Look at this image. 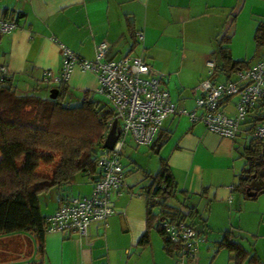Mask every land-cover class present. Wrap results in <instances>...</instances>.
<instances>
[{
  "label": "crops",
  "instance_id": "1",
  "mask_svg": "<svg viewBox=\"0 0 264 264\" xmlns=\"http://www.w3.org/2000/svg\"><path fill=\"white\" fill-rule=\"evenodd\" d=\"M0 18L18 23L13 31L0 34V67L6 68L16 88L44 85L49 96L53 85L43 80V72H58L62 65L52 38L88 60L104 41L109 46L108 59L140 56L152 67L173 66L175 74L162 79L161 86L179 108L187 110L195 107L198 93L191 89L201 80H226L216 71L212 75L208 65L209 60L218 65L216 52L224 38H229L222 46L232 60L252 65L264 58V45L255 43L257 27L264 22V0H0ZM136 32H142L141 40ZM94 84L93 74L75 67L67 81V94L74 91L87 96ZM235 102V97L224 98V112L235 114ZM250 120L248 114L232 139L220 137L185 115L171 114L161 126L169 135L158 154L150 145L144 146L158 158V167L164 159L172 171L176 201L169 198L167 203L187 212L191 209L195 219L205 220L201 230L196 228L198 255L193 260L167 255L162 238L154 239L152 231L149 244L138 245L146 228L145 198L144 204L129 198L126 178L125 187L111 194L113 214L106 224L92 222L88 239L45 233L40 244L33 233L10 234L0 240L4 243L0 264H235L234 252L216 247L225 232L246 252L240 264H264V192L249 198L253 192L237 188L248 165L243 154L249 147ZM142 171V178L131 180L141 184V189L149 183L145 172L154 173ZM86 176L89 190L82 195L90 194L93 186ZM65 194L57 189L54 205L42 214H51L60 197H69ZM116 225L121 232L115 231Z\"/></svg>",
  "mask_w": 264,
  "mask_h": 264
},
{
  "label": "trees",
  "instance_id": "2",
  "mask_svg": "<svg viewBox=\"0 0 264 264\" xmlns=\"http://www.w3.org/2000/svg\"><path fill=\"white\" fill-rule=\"evenodd\" d=\"M227 41L229 38H224L216 52L218 65H214L212 75L216 71L230 80L238 70L250 65L231 59L228 49L222 46V42ZM255 43L257 47L264 45V22L257 27ZM53 87L58 89L55 98L40 96L36 91L19 93L11 78L0 74V235L33 233L40 244L46 233L47 216L42 214L41 195L53 188L62 189L79 173L94 180L99 173L97 155L104 148L106 124L112 114L108 104L107 109L102 110L87 96L79 106L64 105L62 98L67 94V84L59 83ZM248 114L251 115V126L247 132L264 122V103H259ZM168 133L159 129L149 146L154 154H158ZM262 148L264 143L249 140V147L243 154L248 165L237 188H248L253 192L249 198L264 192ZM40 164H54V167L49 175H43L37 173ZM253 173L256 184H252ZM145 178L149 180L142 188L146 228L137 243L141 247L147 246L150 232L155 230L163 240L165 253L180 261L185 245L182 241L170 240L162 224L185 221L195 228V214L191 209L187 212L167 203V199L176 196L177 184L166 160L160 159L156 172H145ZM69 198L60 197L59 202ZM201 223L204 226L205 220L201 219ZM216 247L234 252L235 264L246 258V252L231 240L228 232Z\"/></svg>",
  "mask_w": 264,
  "mask_h": 264
},
{
  "label": "built area",
  "instance_id": "3",
  "mask_svg": "<svg viewBox=\"0 0 264 264\" xmlns=\"http://www.w3.org/2000/svg\"><path fill=\"white\" fill-rule=\"evenodd\" d=\"M18 27L14 19L0 18V34ZM142 39V32H136ZM58 46L62 65L58 72L44 70L43 80L50 85L67 81L75 69L90 71L97 78L94 93L102 95L112 114L106 124V135L116 120L117 138L111 148H102L97 155L98 175L92 180L90 194L71 197L45 217L44 232L60 233L66 236L78 234L88 239V227L92 222L106 224L113 214L111 194L125 187V170L121 163L123 148L128 138L135 146H148L155 139L159 129L171 114H181L191 122H201L207 130L220 137L235 138L241 124L250 110L264 103V58L235 73V78L212 82L201 80L191 89L195 107L191 110L179 108L170 98L169 92L161 86L163 75L140 56H122L108 59L109 46L102 41L96 45L92 60L85 59L52 38ZM208 65L213 72L214 61ZM0 74H7L4 66ZM235 97L236 112H224L222 100ZM249 140L264 143V122L247 132ZM170 240L182 241L185 245L182 259L193 260L197 250L196 229L185 221L176 224H162Z\"/></svg>",
  "mask_w": 264,
  "mask_h": 264
},
{
  "label": "rangeland",
  "instance_id": "4",
  "mask_svg": "<svg viewBox=\"0 0 264 264\" xmlns=\"http://www.w3.org/2000/svg\"><path fill=\"white\" fill-rule=\"evenodd\" d=\"M153 67L156 71H158L159 73H161L163 75L162 79L165 81L175 74V72H174L175 70H173V68H171L173 66L156 65ZM76 68L79 71H81L79 67H76ZM86 72L93 74L90 71H86ZM94 78H95V84L92 88H90V93L87 94V97H88V99L96 102L97 106L100 109L102 108V110H106L107 109V102H106L105 98L100 94L94 93V90L97 86V78L95 75H94ZM12 85L15 87L14 84H12ZM17 87L18 88L15 87V89L19 93L25 92L26 90L28 91V89H31L34 87L38 90V91L36 90L38 95H40V96L48 95L49 96V93H47L48 91L44 85H38V86L34 85V86H30V88H28V86H27V88H26V86L25 87L17 86ZM172 87H173V89H175L174 84H172ZM171 95L173 96V94H171ZM84 97H85V95L83 92L77 93V92L73 91V92H70L69 94H66L62 98V103L64 105H67L70 107H76V106H79L81 104ZM127 144H128L127 145L128 147H125L122 150L121 163H122L123 167L128 170V173H127L125 179L127 178L129 180V183H130L129 198H133L135 203L140 204V200H141V202L144 201L143 200V197H144L143 189L140 188L141 184L137 185V183L132 182L131 180H133L134 178H138V177L142 178V176H143L142 170L154 172L158 167V158L155 155L151 154V152L147 151L148 149L146 147L135 146L129 138H128ZM134 164H136V166ZM53 167H54V164H50V165L40 164V166L37 169V173L43 174V175H49L51 173ZM251 176H252V184H256L257 179H255V177H254L255 173H253ZM86 177L87 176L84 173L77 174L72 183L67 184L62 188V192H66L65 195H68L69 197L81 196L82 194H84L85 192H87L89 190V184L86 183V181H85V179L87 180ZM144 183H145V181H144ZM55 192H57V189L53 188V189H50L48 192L44 193L43 195H41L40 204H41L42 212L50 211V208L54 205L55 201H54L53 196H54ZM174 201H176V200L172 198L171 202L173 203ZM143 204H144V202H143ZM193 221H194L193 223L195 224V228H198L201 230L202 229L201 221L198 218L194 219ZM115 228H116L115 231L118 230L121 232L122 228L120 225H116ZM151 235L156 240H159V238H161L160 235L155 230H152ZM4 236H7V235H0V240ZM29 237H30V235H29ZM3 244L4 243L2 241H0V245H3ZM200 245L202 246V243ZM203 245H204V243H203ZM196 255H198V243H197V250H196L195 256ZM188 260H190V259H188Z\"/></svg>",
  "mask_w": 264,
  "mask_h": 264
},
{
  "label": "water",
  "instance_id": "5",
  "mask_svg": "<svg viewBox=\"0 0 264 264\" xmlns=\"http://www.w3.org/2000/svg\"><path fill=\"white\" fill-rule=\"evenodd\" d=\"M57 91H58V89L56 87H53L52 89H50V97L55 98L57 95ZM116 138H117L116 120H114L112 122V125H111V127H110V129L106 135L104 142H103V147L108 148V149L111 148L113 143L115 142Z\"/></svg>",
  "mask_w": 264,
  "mask_h": 264
}]
</instances>
